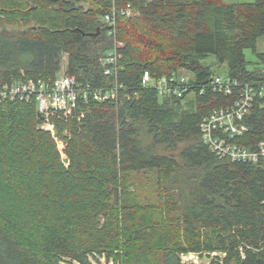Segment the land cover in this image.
Returning <instances> with one entry per match:
<instances>
[{
    "label": "trees",
    "instance_id": "obj_1",
    "mask_svg": "<svg viewBox=\"0 0 264 264\" xmlns=\"http://www.w3.org/2000/svg\"><path fill=\"white\" fill-rule=\"evenodd\" d=\"M127 3L137 13L108 25ZM262 36L264 0H0V83L54 79L67 55L78 82L120 86L116 99L55 114L56 136L41 128L36 101L0 104V264H91L94 253L115 264H203L182 255L214 251L225 255L212 264H264V162L210 149L201 121L234 97L199 93L213 75L264 82ZM116 42L117 79L101 63ZM146 70L155 79L186 70L196 90L163 98L142 85ZM244 122L235 141L256 149L264 95Z\"/></svg>",
    "mask_w": 264,
    "mask_h": 264
},
{
    "label": "built area",
    "instance_id": "obj_2",
    "mask_svg": "<svg viewBox=\"0 0 264 264\" xmlns=\"http://www.w3.org/2000/svg\"><path fill=\"white\" fill-rule=\"evenodd\" d=\"M136 13L131 3L120 7L115 5L105 16V22L114 28L118 15L132 17ZM118 44L122 45L116 42L115 47L101 59L105 74L116 79L119 76L121 69L119 61L122 58ZM67 65L68 57L65 55L61 70L54 79H12L9 82L0 83V104L16 100L36 101L38 112L41 113L43 119L41 128L56 136L55 125L52 122L55 114L66 118L73 116L79 108L80 99L93 98L97 101H107L118 97L120 88L118 84L108 88L92 87L91 84L84 85L78 82L75 76L67 73ZM141 83L144 87H154L163 98L181 99L196 90L192 75L186 70L158 79L146 70L142 75ZM206 88L216 93L233 95L234 101L230 105L213 109L208 116L203 118L200 129L204 142L220 158H231L234 161L249 163L264 162V141L260 142L256 149L235 141L236 137L242 136L248 130L244 118L249 113L256 97L264 95V82L256 84L242 81L237 77L213 75L205 85H202L199 93L203 94ZM60 143L63 148L60 147ZM58 144L63 158L64 156L66 158L64 161L67 165L69 161L64 152V143L58 140ZM240 250L244 256V246H241Z\"/></svg>",
    "mask_w": 264,
    "mask_h": 264
},
{
    "label": "rangeland",
    "instance_id": "obj_3",
    "mask_svg": "<svg viewBox=\"0 0 264 264\" xmlns=\"http://www.w3.org/2000/svg\"><path fill=\"white\" fill-rule=\"evenodd\" d=\"M224 1L225 2H236V1L252 2L254 0H224ZM258 50L261 52H264V36L259 38ZM245 53H246V57H247L248 61H250L251 68H252V66L258 64L257 63L258 57L251 49H247L245 51ZM223 70H226V67H223ZM60 147L63 148L62 143H60ZM64 159L66 160L65 156H64ZM68 164H69V162H68ZM224 255H225L224 253L218 252V251L206 253L204 257H201L197 253H184L182 255V258L185 262L186 261H195V262H199V263H203V264H212V261L214 259H217L218 257L223 258ZM88 257H89L91 264H115L114 260L113 259L108 260L105 254L99 255V254L94 253V254H89ZM62 264H81V263H79L76 260H71L70 258H65V259H63Z\"/></svg>",
    "mask_w": 264,
    "mask_h": 264
},
{
    "label": "water",
    "instance_id": "obj_4",
    "mask_svg": "<svg viewBox=\"0 0 264 264\" xmlns=\"http://www.w3.org/2000/svg\"><path fill=\"white\" fill-rule=\"evenodd\" d=\"M39 117H42L41 113H39Z\"/></svg>",
    "mask_w": 264,
    "mask_h": 264
},
{
    "label": "crops",
    "instance_id": "obj_5",
    "mask_svg": "<svg viewBox=\"0 0 264 264\" xmlns=\"http://www.w3.org/2000/svg\"><path fill=\"white\" fill-rule=\"evenodd\" d=\"M10 28V27H9ZM259 64V63H258Z\"/></svg>",
    "mask_w": 264,
    "mask_h": 264
}]
</instances>
